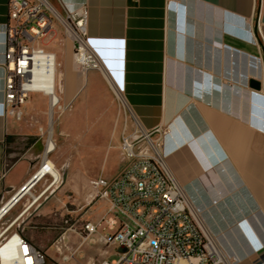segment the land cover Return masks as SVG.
Segmentation results:
<instances>
[{"label":"crops","instance_id":"0c3cea01","mask_svg":"<svg viewBox=\"0 0 264 264\" xmlns=\"http://www.w3.org/2000/svg\"><path fill=\"white\" fill-rule=\"evenodd\" d=\"M64 1L72 6L82 0ZM86 1L89 41L103 68L83 72L70 42L54 47L71 48L59 72L61 99L73 108L62 117L60 132L78 140L82 157L95 155L105 176L111 150L119 158L123 118L114 90L119 91L144 128L169 125L168 164L225 252L236 264H264V0ZM7 3L0 0V210L33 177L44 151L43 146L36 156L27 151L7 161L15 131V118L3 104ZM252 79L259 89L249 87ZM122 160L112 167L114 176ZM85 179H73L76 201ZM49 180L41 178L23 193L0 222L2 228H24V237L46 252L47 264H56L55 241L75 248L81 219H99L107 205L80 202L64 231L62 225L38 230L36 223L56 205L49 196L61 190L54 185L31 205L35 188ZM97 237L81 246L78 259L64 264L114 258L115 247ZM84 246L91 251L81 253Z\"/></svg>","mask_w":264,"mask_h":264},{"label":"built area","instance_id":"2783aa9c","mask_svg":"<svg viewBox=\"0 0 264 264\" xmlns=\"http://www.w3.org/2000/svg\"><path fill=\"white\" fill-rule=\"evenodd\" d=\"M55 1L61 9L54 0H8L7 3L3 104L6 114L17 120L24 115L23 107L31 94H44L32 87L35 56L48 52L36 49V44L42 43L57 27L64 32L62 45L65 46L67 41L71 43L73 59L81 71L103 68L89 41L87 1L72 6L64 0ZM59 67L56 55L55 93L59 99L55 111H64L70 103H64L60 96ZM114 94L123 118L119 149L124 166L111 179L98 177L89 183L82 194L84 205L102 201L107 205L106 210L99 219L84 223L83 229L78 231L81 239L75 248L60 239L55 241L59 255L56 264L74 261L81 246L96 235L97 242L116 249L114 258L104 259L99 264H178L180 261L186 264H236L218 237L206 227L198 208L168 164L169 125L144 128L123 95L117 90ZM44 95L50 100L49 95ZM39 132L43 138L42 127ZM53 141L46 130L38 167L45 170L42 178H50V183L55 179L52 170L60 171L55 163L48 165L49 155L56 148L55 141L50 147ZM61 180L62 174L58 183ZM45 192L46 188L39 198ZM64 222L67 224L68 220ZM11 227L9 224L0 228V264L4 256L17 264H47L46 252L24 237V228L19 226L13 230ZM105 230L107 232H102Z\"/></svg>","mask_w":264,"mask_h":264},{"label":"rangeland","instance_id":"374dc122","mask_svg":"<svg viewBox=\"0 0 264 264\" xmlns=\"http://www.w3.org/2000/svg\"><path fill=\"white\" fill-rule=\"evenodd\" d=\"M64 32L63 29L60 28L57 32L53 31L49 36L43 39L42 43L36 44V49H42L48 52H57V60L60 63L65 56L66 53L71 51V48H54L63 46L64 43ZM64 47V46H63ZM60 70V67H59ZM32 97L37 98V100H30L24 107V115L20 120L15 119V131L14 134L9 139L8 148H7V161L15 159L27 151L34 153V156L39 154L41 148L44 146V139L46 138V130H48V122H49V100L48 96L35 93L31 94ZM72 104L64 111L56 110L53 116V139L56 144L55 151H53L50 155L54 162L59 161L61 164H57V168L60 169V173L62 174V180L58 183V189L60 193L58 194V190L49 196V199H53L56 202L51 208V212L47 215L44 220L38 221L37 227L38 230H41L42 227H58L57 225H62V231H64L68 224L74 222L76 217H74V212L72 210L76 209L81 202L84 205V201H82V195H79V199L75 200L77 197L74 195L72 191L77 184V181L73 179L78 178L79 176H85L84 181V191L89 186V183L98 177H104L106 179H111L114 177V172L116 167V163L121 159V153L119 152V158L117 157V153L114 150H111L109 156V171H107L104 176L102 167L97 161V157L95 155H85L81 156L78 152L79 142L73 137L70 133H61V119L65 115H70L72 113ZM52 124V123H51ZM42 127L45 131L43 138L40 135L39 128ZM96 141L100 142V139ZM10 156V158H9ZM123 161V160H122ZM74 176V178L67 183V178ZM51 180L47 182H42L38 185L33 191L35 195H38L43 189H45ZM74 184V185H72ZM83 191V193H84ZM82 193V194H83ZM76 201V202H74ZM85 210L82 212L84 213ZM68 220L66 224L64 220ZM88 221V218L85 217L81 219V222L84 224ZM4 221L0 222V228L4 226ZM60 231V230H58ZM87 250V251H86ZM90 248L83 247L81 253L86 251L89 252ZM80 257V254L77 255L76 259Z\"/></svg>","mask_w":264,"mask_h":264},{"label":"bare ground","instance_id":"6f19581e","mask_svg":"<svg viewBox=\"0 0 264 264\" xmlns=\"http://www.w3.org/2000/svg\"><path fill=\"white\" fill-rule=\"evenodd\" d=\"M34 65L32 68V74H31V80H32V87L35 90L38 91H43L44 94L49 95V122H48V136L49 138L53 137V131H52V126H53V116L55 112V104L59 97L55 93V74H56V54L54 52H47L44 55H36L34 59ZM52 123V124H51ZM54 144V141L52 144H50V147ZM54 162L50 159L48 162L49 166H52ZM45 170L44 169H37L35 174L33 175V179L27 184L26 188L24 190H19L13 197L12 200L6 204L1 210H0V216L3 215L5 210L10 208L15 201L19 199V197L23 193H28L30 190L35 186V181L37 182L42 178V175L44 174ZM53 175L55 176V179L52 183L48 184L46 187V190L50 189L52 186L56 185L58 181L61 178V173L58 169L52 170ZM35 182V183H34ZM25 185V184H24ZM39 196L34 197V201H31V205L34 204L38 200ZM33 199V198H32ZM29 204V206H31ZM180 264H186L185 261H180ZM178 263V264H179ZM2 264H17L16 261L11 260L8 256H4L2 259Z\"/></svg>","mask_w":264,"mask_h":264},{"label":"water","instance_id":"95a60500","mask_svg":"<svg viewBox=\"0 0 264 264\" xmlns=\"http://www.w3.org/2000/svg\"><path fill=\"white\" fill-rule=\"evenodd\" d=\"M249 87H251V88H253V89H259V88H260V83H259L258 81H256V80H253V79H252V80L249 81ZM34 177H35V176H34ZM34 177H33V178H34ZM33 178H31L30 181H31ZM28 182H29V181H28ZM28 182H27V183H26V184L20 189L21 191L24 190V189L26 188ZM35 182H37V180H36ZM35 182H34V183H35ZM15 202H16V201H15ZM7 210H9V208H8ZM7 210H5V212H6ZM5 212H4V213H5Z\"/></svg>","mask_w":264,"mask_h":264}]
</instances>
